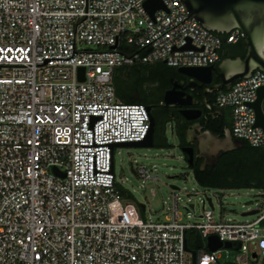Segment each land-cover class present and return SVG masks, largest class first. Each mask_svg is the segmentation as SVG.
I'll list each match as a JSON object with an SVG mask.
<instances>
[{"label":"built area","instance_id":"1","mask_svg":"<svg viewBox=\"0 0 264 264\" xmlns=\"http://www.w3.org/2000/svg\"><path fill=\"white\" fill-rule=\"evenodd\" d=\"M162 1L151 14L144 0H0V264H264V202L251 220H224L212 195L183 213L180 187L170 186L162 218L147 220L114 172V145L112 172L92 174L93 153L97 169L109 168V146L80 144L92 143L88 113H103L97 143L141 138L149 124L144 103L117 98V68L220 59L221 37L186 17L181 1ZM242 36L234 27L226 40ZM259 86L256 68L215 94L232 135L254 146H264L251 105ZM132 166L145 185L158 179L147 164ZM188 228L202 239L194 262ZM209 234L231 245L210 250Z\"/></svg>","mask_w":264,"mask_h":264},{"label":"water","instance_id":"2","mask_svg":"<svg viewBox=\"0 0 264 264\" xmlns=\"http://www.w3.org/2000/svg\"><path fill=\"white\" fill-rule=\"evenodd\" d=\"M183 3L186 17H193L205 27L219 32L227 33L234 27H239L243 35L241 42L245 48L243 56H224L217 63L211 64H181L177 70L189 76V81L181 86L183 79L169 75L173 82L171 88L164 91V104H197L203 102L209 107L203 114L206 117L202 125L199 120L187 123L185 138L190 145H184L181 150L187 155L186 161L193 163V156H201L199 169L208 172L219 155L230 149L242 146L243 140L232 135L230 128L221 120L222 108L216 107L211 111L212 104L205 100L207 90L229 88L232 81L237 78L248 76L256 69L264 70V0H179ZM147 10L152 12L157 7H163L162 0H144ZM166 62L165 59L162 60ZM79 78H83V67H78ZM197 82V83H196ZM214 93V92H213ZM133 96H137L136 93ZM208 99V98H207ZM153 104V103H151ZM149 118V124L141 138L112 140L97 143L94 141V121L103 117V113H88V126L92 128V143H80L81 145L109 146V168L100 170L95 167V153H93L92 174L95 171L112 172V148L113 145H144L153 146L154 117L149 112L150 104H142ZM255 112L254 124L264 127V86L257 88L256 98L251 102ZM186 119H195L200 114L198 107H185L180 110ZM132 166V164H131ZM57 170L56 168H54ZM134 172V169L132 167ZM176 187V184H170ZM143 209L144 203L140 202ZM257 209H247L243 214H251ZM230 246V241H221L214 234L207 236L206 247L213 250L220 245ZM192 253V261H195L196 251L187 246Z\"/></svg>","mask_w":264,"mask_h":264},{"label":"rangeland","instance_id":"3","mask_svg":"<svg viewBox=\"0 0 264 264\" xmlns=\"http://www.w3.org/2000/svg\"><path fill=\"white\" fill-rule=\"evenodd\" d=\"M223 109L229 112L227 107ZM166 136L171 146H144V145H114V172L121 184L127 187L133 197L146 204L142 215L147 220L162 218L171 195L170 184L180 187V209L185 213L183 205L193 202L196 213L202 209L204 195H212L214 201V213L221 215L224 220L237 221L251 220L254 214H243L242 211L262 206L264 202V186L249 184L239 187L215 189V195L211 186L200 184L192 170L187 165L184 152L178 145V138L169 129ZM145 163L152 168V173L158 175V179L149 180L146 185L142 178L135 174L132 165ZM153 189L154 193L151 192ZM218 197V200L216 199ZM206 206L210 207L208 203ZM239 250L230 249V253H238Z\"/></svg>","mask_w":264,"mask_h":264},{"label":"trees","instance_id":"4","mask_svg":"<svg viewBox=\"0 0 264 264\" xmlns=\"http://www.w3.org/2000/svg\"><path fill=\"white\" fill-rule=\"evenodd\" d=\"M222 39V46L220 49V58L230 55H241L245 53V48L241 42V39L236 42H228L226 40V33L215 31ZM125 43L121 44V48L126 47ZM219 61V60H218ZM217 61V62H218ZM216 62V63H217ZM177 66L167 64L162 60H156L153 62H135L125 68H117L113 75V83L115 86V93L119 100L122 101H136L146 102L147 99L139 97L135 99L133 97V87H137V91H143L142 82L144 79H152L153 74L162 69V72L175 69ZM137 75L140 78L139 81L134 82L133 85H129V75ZM215 94L212 95V101H215ZM223 109V107H220ZM230 113V111H229ZM164 119L157 117L155 126L162 127ZM231 125V119H230ZM185 123H179L176 127V133L180 143H185ZM242 146L223 152L215 165L211 166L210 170L206 172L204 169H199V159H194L192 164L187 163L192 170L196 180L202 184L212 187L229 188L239 187L242 185L256 184L264 186V146L251 145L247 140L243 139ZM158 146H171L172 143L168 141L166 132H163L162 141L155 143ZM186 158V155H184ZM186 244L191 249H198L202 246V239L195 228H188L185 231ZM217 264H234L230 261H220Z\"/></svg>","mask_w":264,"mask_h":264},{"label":"flooded vegetation","instance_id":"5","mask_svg":"<svg viewBox=\"0 0 264 264\" xmlns=\"http://www.w3.org/2000/svg\"><path fill=\"white\" fill-rule=\"evenodd\" d=\"M169 75L175 77V78H180L183 79V82L181 83V86H184L185 84L188 83L189 81V76L179 72L177 70V67L173 70H168L165 72H162V69H160L159 71H157L156 73L153 74V78L152 79H144L143 80V91H137V87H133V94L136 93V97L133 96L135 99H138L139 97H144L147 99L146 102H144V104H150L149 105V112L151 115H153L154 117V126H153V140L155 143L157 142H161L162 141V136H163V132L165 133L167 129H169L171 131V133L173 135L177 136L176 133V127L179 125V123H185V130L187 127V123L190 124L191 122H193L194 120H199L200 123L203 125L205 122L203 120L206 119V117L204 116V112L209 110V107L205 104V102H203L200 105L197 104H189V105H184V104H174V105H159V104H164V100H163V96H164V91L166 88H171L173 85V82L170 80ZM140 78H142V76L140 77L139 74L137 75H129L128 80H129V85H133L134 82H137L140 80ZM197 83V82H196ZM217 90L212 89L207 90L205 92V101L207 103L212 104V109L211 111H214L213 109H215L216 107H218L215 104V101H212V95L214 93H216ZM214 92V93H213ZM208 98V99H207ZM153 103V104H151ZM185 107H198L200 108V114L197 118L195 119H186L182 116L180 110L182 108ZM160 117L161 119H164V126L163 129L162 127H160V125L157 127L155 126V122H156V118ZM221 120L225 122V124L230 128V119H231V114L227 111H225L224 109H222V113L220 116ZM186 134V131H185ZM178 138V136H177ZM190 142H186L185 143H180V141L178 140V145L181 148L184 145H190ZM236 149V148H234ZM233 150V149H230ZM229 151V150H226ZM224 151V152H226ZM223 153V152H222ZM221 153V154H222ZM220 154V155H221ZM184 155H186L184 153ZM219 155V156H220ZM187 158V155H186ZM219 158V157H218ZM195 159V155L193 156V161ZM196 159H199V163L200 161L203 159L201 156H196ZM218 160V159H217ZM217 160L212 164L215 165ZM203 169V168H201Z\"/></svg>","mask_w":264,"mask_h":264}]
</instances>
